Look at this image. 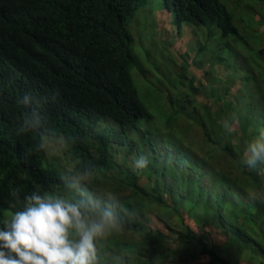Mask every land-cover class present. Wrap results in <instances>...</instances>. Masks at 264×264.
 Wrapping results in <instances>:
<instances>
[{"label":"trees","instance_id":"1","mask_svg":"<svg viewBox=\"0 0 264 264\" xmlns=\"http://www.w3.org/2000/svg\"><path fill=\"white\" fill-rule=\"evenodd\" d=\"M147 1L0 0V220L8 210H21L11 192H18L21 201L34 190L64 192L61 173L93 165L97 176L92 186L98 192L117 195L127 208L147 203L160 213L157 228L151 227L138 207V216L110 237L124 247L117 254L125 264H264V188L233 172L227 161L234 147L246 150V138L264 121L251 116L254 110L245 112L211 91L200 122H194L197 107L187 94L164 136L151 130L134 78V71L147 65L141 61L147 50L135 46L129 28ZM163 3L181 20L215 23L224 36H233V51L243 41L218 0ZM261 45L252 42L250 48L256 67V58L264 54ZM28 93L39 103L22 104ZM26 108L40 112L46 129L75 138L68 148L72 158L65 153L68 166L34 151L39 131L17 135L18 125L8 123ZM233 115V130L225 132L222 122H232ZM196 125L202 135L193 132ZM10 136L20 137L19 148L6 145ZM128 136L131 154L147 156V149L166 146V160L156 166L148 158L142 171L119 167L124 177L111 175L115 165H110L109 143H125ZM169 193L180 198L173 207ZM182 208L189 213L186 218L177 223L168 218L173 212L180 217ZM107 240L99 249L101 259L116 253L114 242Z\"/></svg>","mask_w":264,"mask_h":264},{"label":"clouds","instance_id":"2","mask_svg":"<svg viewBox=\"0 0 264 264\" xmlns=\"http://www.w3.org/2000/svg\"><path fill=\"white\" fill-rule=\"evenodd\" d=\"M160 1L161 6L167 10L164 15L169 18V13H171L172 22L179 27L183 24L189 26L215 24L181 20L170 8L165 7L163 0ZM261 4L264 5V2L261 1ZM218 5L221 9H226L220 0H218ZM151 13L149 9L141 12L148 18ZM137 17L132 22V30L134 26L140 29L143 25L137 21ZM223 31L226 33L224 29ZM201 32L203 33V31ZM260 32L264 36L263 31L260 30ZM157 37L165 42L167 39L166 27L159 28ZM241 40L244 39L241 37ZM197 41L195 33L191 32V38L186 41V46H192ZM252 42H261V47H264V41L259 36H254ZM172 45H174V41L170 38L168 46L172 47ZM236 53H238L237 49L223 54L224 63H222L201 59L200 56L203 53H193V48L177 54V56L165 48L161 54L162 64L156 66L154 63V70H141L144 73L143 81L138 80L139 85L137 80L135 81L136 95L145 103L147 114H149L148 118L153 125L151 130L164 136L166 125L174 123L175 113L182 109V105L185 104L183 99L187 94L194 100L197 107L194 113V122H200L203 118V108H206L211 102L212 97L209 95L211 91L215 93L218 91V96L221 99L233 102L235 106L246 110L245 112H248L247 109L254 110V115L251 116L264 121V106L261 105V98L256 95L257 90L264 84V65L261 62L264 59V54L256 58L258 67L253 66L251 59L246 58L247 62L239 66L237 72L231 73L226 70V67L234 63ZM253 67L257 70L258 79L255 83L245 82L246 76L249 81H252ZM170 73L174 76L170 77ZM191 78L193 79L192 83H190ZM200 86L204 87L199 89ZM244 91L246 92L244 93ZM21 103L30 106L38 104L39 101L31 93H28L23 96ZM188 108H190L189 105ZM22 113V116H15L8 121L12 126L18 125L17 135L39 131L40 141L35 145L34 151L37 153L44 151L48 161L62 162L64 166H68L70 162L65 153L70 154L68 148L75 143V138L57 135L52 130L46 129L38 110L34 109L31 112L30 108H26L22 110ZM236 119L237 117L233 115L232 122L228 119L223 120L222 127L225 132L233 130V123ZM205 124L208 125V122L205 121ZM207 128H210L209 125ZM193 132L202 135L198 125ZM246 140L248 143L246 150L245 148L244 150L233 148L227 161L234 167L229 168L233 172L246 174L248 178L254 179L256 185L264 188V125L255 129L253 135ZM21 142L19 136H10L6 139L8 147L19 148ZM131 142L129 136L125 143L110 141L108 146L110 165H115L109 172L110 174L114 172L115 175L123 178L124 175L118 170L119 167L126 170L133 168L139 172L147 168L149 159L156 166L166 160V146L157 147L155 151L147 149V156H144L130 153L129 144ZM53 151L56 152L53 153ZM175 153L174 150L173 156ZM238 155H240L239 158H237ZM70 156L72 158L71 154ZM116 156L121 157L122 164L118 162ZM128 161L132 163L130 166H128ZM96 176L97 172L93 165H80L78 168L65 170L60 174V183L63 185L64 192L57 191L55 187L43 194L40 190H34L30 195L25 196L23 201H21L18 192H11L10 195L14 198L15 203L21 205V210L14 212L8 210L2 214L0 220V264H101L98 253L99 249L103 247V242L113 233L122 231L126 222H131L138 216L139 210L125 207L117 195L111 192L102 193L101 187H98L101 190L98 192L92 186ZM144 205L139 208L145 212L143 213L145 218H152L151 220L157 225L154 208L149 210V204ZM180 212V217L173 212L168 218L177 223L181 221L179 219H184L189 214L185 208H182ZM149 225L152 224L149 222ZM105 254V262L113 261V264H125L124 257L119 256L113 250Z\"/></svg>","mask_w":264,"mask_h":264},{"label":"rangeland","instance_id":"3","mask_svg":"<svg viewBox=\"0 0 264 264\" xmlns=\"http://www.w3.org/2000/svg\"><path fill=\"white\" fill-rule=\"evenodd\" d=\"M226 7L227 11L232 16V23L237 28L239 36H241L244 40L241 41L238 45V53L235 55L234 63L229 65V67H226L227 71H231V73H235L238 71L239 66L244 64V62H247L246 58L252 57L250 49L252 47V39L254 36H259L261 40L264 41V36L261 34L260 30L264 31V5L261 4V1L264 2V0H220ZM151 10L150 17L148 18L146 15H142L141 12ZM167 10L161 6L160 0H148V3L143 6V8L139 9V11L136 12L137 21L139 23H142L140 29H137L136 26L133 27V30H131V25L134 20L131 21L129 24V28L132 31L133 34V40L135 46H141L143 49L147 50V54L145 55V58L142 59V63H147V66L144 67V70H154L155 66L153 63H155L156 66H160L162 64L163 58L161 54L163 53L165 48H168L170 53L177 56V54L184 53L190 48H193V53H203V55L200 56L201 59H204L206 61L213 60V61H220L224 63L223 55L217 56L214 54L215 51L221 50L222 52L229 53L233 52V47L231 45V36H223L221 33V28L217 26L216 24L212 25H205V26H189V25H181L179 27L176 23L172 22V16L169 13V18L164 15L166 14ZM144 27H146L144 29ZM161 27H166L167 29V39L165 42H162L157 37V31ZM203 31V33L201 32ZM191 32H194L196 37L198 38V41L192 45V46H186V41L191 38ZM233 37V36H232ZM170 38H172V41H174V45L172 47H169L168 44L170 42ZM182 51V52H181ZM232 62V61H231ZM262 64L264 65V59H262ZM135 70V69H134ZM135 72V80H137V83L139 85L138 80H142L144 78L143 72H139L137 70ZM170 77L174 76L172 73L169 74ZM245 76V75H244ZM252 81H249L247 76L244 79L245 82H256V79H258V73L255 67H253V71L251 73ZM255 77V79H254ZM246 91H244L245 93ZM256 95L261 98L262 103L261 105L264 106V84L260 86V88L257 90ZM56 151H53V153ZM59 155V154H58ZM54 155V156H58ZM51 156V155H49ZM118 162H121V157L116 156ZM122 164V162L120 163ZM132 163L131 161H128V166H130ZM113 176H115L114 172H111ZM198 184L202 185L201 179L198 180ZM169 200L173 205H176L178 203V200L180 199L177 195L168 194L167 195ZM136 202V201H135ZM144 203V201H139L137 203ZM142 205H134L132 206L138 208L143 206ZM152 206L149 204L148 209L152 210ZM158 210V209H157ZM142 213H145L144 211H141ZM160 213L158 211H155V217H158ZM152 217V216H151ZM152 218H149V222L152 224V227H156L157 225L154 223ZM118 233H113L112 236L117 235ZM130 236V235H127ZM119 239V236L117 237ZM121 240V239H120ZM109 243H113L114 239L110 238ZM114 245L116 247V254L118 252H123L121 248H124L119 243H115ZM127 253V252H125ZM106 261V254L101 259V264H103ZM130 264H138L134 261H131Z\"/></svg>","mask_w":264,"mask_h":264}]
</instances>
